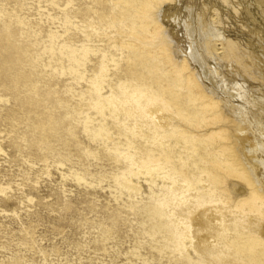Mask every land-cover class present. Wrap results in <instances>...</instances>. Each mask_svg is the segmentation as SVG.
Returning a JSON list of instances; mask_svg holds the SVG:
<instances>
[{
	"label": "bare ground",
	"instance_id": "1",
	"mask_svg": "<svg viewBox=\"0 0 264 264\" xmlns=\"http://www.w3.org/2000/svg\"><path fill=\"white\" fill-rule=\"evenodd\" d=\"M212 1L187 0L182 10V0H86L92 6L77 14L88 29L75 26L89 33L62 41L69 63L61 73L89 82L98 116L83 112L84 131L109 140L107 152L124 161L120 193H143L147 183L180 258L264 264V49L227 35L217 7L252 17V1ZM253 2L264 14V0ZM240 26L263 45L262 29ZM8 187L0 183V193Z\"/></svg>",
	"mask_w": 264,
	"mask_h": 264
},
{
	"label": "rangeland",
	"instance_id": "2",
	"mask_svg": "<svg viewBox=\"0 0 264 264\" xmlns=\"http://www.w3.org/2000/svg\"><path fill=\"white\" fill-rule=\"evenodd\" d=\"M85 1L0 0V183L9 185L0 193V264H189L169 244L147 183L141 179L143 193H120L115 173L124 161L107 152L109 140L84 131V113L98 116L88 102L89 82L61 73L69 63L62 41L89 33L75 26L87 25L77 14L92 6ZM247 1L255 19L245 9L237 15L217 7L226 34L258 53L264 42L240 24L262 29L263 39L264 14ZM182 32L178 25L177 37L185 39ZM81 89L85 98L76 94Z\"/></svg>",
	"mask_w": 264,
	"mask_h": 264
}]
</instances>
